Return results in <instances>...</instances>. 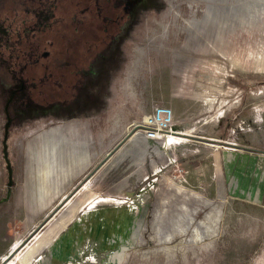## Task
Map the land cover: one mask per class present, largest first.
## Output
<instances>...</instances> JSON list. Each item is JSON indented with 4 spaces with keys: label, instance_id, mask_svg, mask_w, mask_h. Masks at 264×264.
Listing matches in <instances>:
<instances>
[{
    "label": "rangeland",
    "instance_id": "1",
    "mask_svg": "<svg viewBox=\"0 0 264 264\" xmlns=\"http://www.w3.org/2000/svg\"><path fill=\"white\" fill-rule=\"evenodd\" d=\"M138 11L104 79L9 131L0 264H264V0H145ZM53 50L38 63L54 62ZM156 103L175 119L166 139L141 141L137 124ZM53 129L84 141L90 162L35 205L33 224L20 202L39 183L29 155Z\"/></svg>",
    "mask_w": 264,
    "mask_h": 264
},
{
    "label": "flooded vegetation",
    "instance_id": "2",
    "mask_svg": "<svg viewBox=\"0 0 264 264\" xmlns=\"http://www.w3.org/2000/svg\"><path fill=\"white\" fill-rule=\"evenodd\" d=\"M24 1L0 5V101L4 117L11 118L8 138L21 117L73 106L93 82L104 79L105 64L124 48L129 30L138 28V8L145 2ZM47 9L48 16L40 15ZM52 49L54 62L38 63Z\"/></svg>",
    "mask_w": 264,
    "mask_h": 264
},
{
    "label": "crops",
    "instance_id": "3",
    "mask_svg": "<svg viewBox=\"0 0 264 264\" xmlns=\"http://www.w3.org/2000/svg\"><path fill=\"white\" fill-rule=\"evenodd\" d=\"M43 133V135L36 138L38 139L36 145L35 140L32 143V147L35 145V147H38V150L29 155L33 162L39 164L38 171L35 173V178L39 180V183L35 187L36 195H30L29 198L20 201L22 205L27 204V206H29L27 211L31 213L30 221H32L33 224L38 220L34 213L37 210L35 205L41 202L44 203V207L50 205L56 197L61 196L66 191L70 183L84 171L90 162V157L86 153L84 141L74 142L69 138H60L56 135L54 129L44 131ZM41 137H44V139L42 140ZM31 175L33 174L30 173V176ZM25 216L26 213L24 212L22 219H24ZM12 219L17 218L13 217L11 220ZM35 226L37 227L38 225ZM5 235L7 236V233H4V235L0 237L4 239ZM32 238H34V236ZM44 241L45 240L42 242L44 243ZM0 242V261H2V256L7 252L6 250L9 246L4 245L2 241ZM38 246L39 244H37V247ZM34 250L30 255L33 254L34 256L38 253Z\"/></svg>",
    "mask_w": 264,
    "mask_h": 264
},
{
    "label": "built area",
    "instance_id": "4",
    "mask_svg": "<svg viewBox=\"0 0 264 264\" xmlns=\"http://www.w3.org/2000/svg\"><path fill=\"white\" fill-rule=\"evenodd\" d=\"M175 113L171 105L156 103L151 111L142 116L137 126L141 141H157L165 139Z\"/></svg>",
    "mask_w": 264,
    "mask_h": 264
},
{
    "label": "water",
    "instance_id": "5",
    "mask_svg": "<svg viewBox=\"0 0 264 264\" xmlns=\"http://www.w3.org/2000/svg\"><path fill=\"white\" fill-rule=\"evenodd\" d=\"M12 98L9 97L6 101V105H5V110L7 111V107H8V101ZM6 121L4 122V125H3V136H2V152H3V159L6 163V169H7V182H6V190H5V195H3L2 197H0V201H4V200H7L9 199L10 195H11V186H12V183H13V177H12V163L10 162L9 160V157H8V148H7V139H8V130H9V125H10V122H11V118L6 114ZM112 154V152H108L107 153V156H110ZM3 260V259H2ZM2 262V261H1ZM6 262V261H5ZM4 262V263H5Z\"/></svg>",
    "mask_w": 264,
    "mask_h": 264
},
{
    "label": "bare ground",
    "instance_id": "6",
    "mask_svg": "<svg viewBox=\"0 0 264 264\" xmlns=\"http://www.w3.org/2000/svg\"><path fill=\"white\" fill-rule=\"evenodd\" d=\"M165 139H166V138H165ZM10 260H11V258H10V259H7V262H6L5 264H7Z\"/></svg>",
    "mask_w": 264,
    "mask_h": 264
},
{
    "label": "trees",
    "instance_id": "7",
    "mask_svg": "<svg viewBox=\"0 0 264 264\" xmlns=\"http://www.w3.org/2000/svg\"><path fill=\"white\" fill-rule=\"evenodd\" d=\"M0 102H2V103H3V101H0Z\"/></svg>",
    "mask_w": 264,
    "mask_h": 264
}]
</instances>
